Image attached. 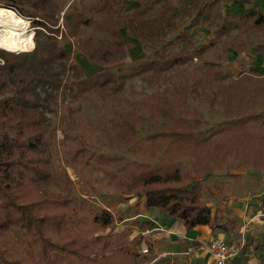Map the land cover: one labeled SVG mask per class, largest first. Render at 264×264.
I'll list each match as a JSON object with an SVG mask.
<instances>
[{"label": "trees", "instance_id": "obj_1", "mask_svg": "<svg viewBox=\"0 0 264 264\" xmlns=\"http://www.w3.org/2000/svg\"><path fill=\"white\" fill-rule=\"evenodd\" d=\"M128 1L136 7L127 13ZM32 2L0 0V9L12 10L34 30L30 52L8 54L0 49V264H139V237L129 238L130 227L112 232L123 218L109 206L94 207L73 195L68 177L51 163L48 146L54 127L46 114L55 112L48 103L58 96L71 103L86 102L94 90H102L100 102L117 104L108 121L114 146L139 157L130 161L121 156H89L96 165L110 166L114 175L125 178L120 182L121 194L142 200L144 209L154 208L188 230L202 226L225 233L228 226L232 229L235 224L230 220L220 224L204 199L219 184L204 182L223 169L259 172L254 167L260 165L264 170L260 112L264 75L242 73L219 83L203 74L211 70L203 63L208 54L224 56L227 48L263 53V14L253 8L241 18L222 15L219 0L81 4L71 10L70 35L77 37L80 28L87 27L105 38L95 49L100 60L88 57L100 69L84 77L56 41L62 32L15 9ZM203 27L211 37L201 45L192 30ZM171 30L173 37L164 40ZM253 35L261 37L253 39ZM131 40L148 55L123 66L125 52L135 44ZM75 44L79 53L94 52L90 40ZM136 78L140 80L137 91L130 85ZM126 88L128 96L120 100ZM190 99L216 106L221 122L202 128L199 120H184L179 112ZM73 115L66 109L63 131L64 138L77 147L69 155L72 161L84 156V147L71 137ZM142 115L160 124L161 131L141 136L137 127ZM147 224L134 225L144 229Z\"/></svg>", "mask_w": 264, "mask_h": 264}, {"label": "rangeland", "instance_id": "obj_2", "mask_svg": "<svg viewBox=\"0 0 264 264\" xmlns=\"http://www.w3.org/2000/svg\"><path fill=\"white\" fill-rule=\"evenodd\" d=\"M93 1L95 0H33V5L30 3H25L23 6L15 7V9L29 18L31 16H35L36 18L33 20L42 19L52 30L57 28L58 32H62L61 38L59 33H57L56 41L61 47L64 48V50L70 53V58L80 66L84 77H87L100 69L98 66L91 65L90 58L88 57L93 56L95 59L100 60L97 58L95 49H99L100 46L104 44L105 38L103 36L94 34L92 30L87 27H81L77 37L71 36V10L73 8H79L81 4L90 5ZM227 1L228 0H219V4L222 5L227 3ZM231 1L232 0H229V2ZM132 7L128 1L126 2L124 11L128 13L132 10ZM14 14L16 15L15 12ZM84 14H86L87 17L90 16L88 12H85ZM26 21L28 23L26 26L27 31L33 33L34 36L33 28L31 27L29 21ZM180 21L181 19L178 22ZM174 33V30H171L169 33H165L164 40L173 37ZM119 34L123 36V31L120 30ZM193 35L195 40H197L199 43H203L208 40L207 38H210V32L205 29L193 30ZM86 40H90V42L93 44L94 52L91 50H85L84 53L77 52L74 49V46L76 45L75 43L77 41L85 42ZM131 41L135 44L130 50L125 52V59L122 62L123 66H128L135 61H142L143 57H147L148 55L147 52H144L141 45H139L134 40ZM31 43L33 44V37ZM30 46H24L18 52H7L5 50H1L8 54L26 53L30 52L34 47L33 45V47L30 49ZM134 50H137V52L135 53ZM208 63L211 65H216L213 57ZM223 66L224 65L219 62L217 67L212 66L211 70H205V72L209 75L210 73L216 74L219 71V68L222 69ZM103 67L111 66L104 65ZM130 85L134 86L137 91L140 87L139 78L132 80ZM101 92L102 90H94L86 102L77 101L71 103L69 102V98L64 97L62 99L60 96H58L55 101H50L48 103L49 108L55 112V114H46V117L52 121L54 127V132L53 135H51L48 146L49 155L51 157V163L54 165L53 169H56L59 174L61 173L68 177L70 181V192H72L73 195L76 194L81 199L86 200L89 205L94 207H104L103 209H105V207L109 206L111 207V212L116 215V217L123 218L125 214V208L121 206L118 207V205L120 203L124 204L128 199H134V201H137V199L127 198L125 195L121 194L120 182L125 179L123 176L114 175L110 166L96 165L93 160H90L89 156H121L124 159L130 161L139 157L138 155L132 154L123 149H117L116 146H114L112 131H110L108 121L112 118L113 112L117 109V104L100 102L99 96ZM42 93L43 91H40L41 95ZM127 96L128 88L125 89L123 95L120 97V100L122 97ZM66 109L74 111L73 118L75 121V126L73 128L71 137L74 136L76 138V141H78V146L84 147V156L82 158H74L73 161L70 159L71 156L69 155L74 154V151L77 147H73V143L65 139L63 133L65 128L64 122H66ZM179 114L184 120L188 122H191V120L194 119L199 120L202 123V128H206L207 126L221 122L222 120V116L216 106L210 107L208 101L201 102L194 99H190L187 105L179 112ZM142 116V121L137 127V130L141 136H146L147 134L161 131L160 124L152 122L145 115ZM254 169L260 172L257 173L261 175L263 174L264 176V170L260 165L254 167ZM110 175H114L116 178L113 179ZM217 178L221 181L227 179L229 184L232 182V180L226 175H219ZM262 180L264 181V177ZM242 183V180H238L235 184L237 186H242ZM220 184L223 188V183ZM52 191L56 193L54 189H52ZM118 223L119 222L116 224ZM116 224L112 232H118V230H122L124 228H121ZM122 226H125V224H122ZM126 227L131 228V226ZM106 232L107 230L104 233ZM144 245L142 247L148 249V246ZM256 260H258V258H256ZM137 262L139 264H144L145 258L139 254Z\"/></svg>", "mask_w": 264, "mask_h": 264}, {"label": "crops", "instance_id": "obj_3", "mask_svg": "<svg viewBox=\"0 0 264 264\" xmlns=\"http://www.w3.org/2000/svg\"><path fill=\"white\" fill-rule=\"evenodd\" d=\"M228 2L229 0L227 3L219 4L222 15H233L241 18L256 8L264 16V0H246V2L244 0H232ZM129 4L131 7L133 6L132 9L136 7V4L132 2ZM203 29L210 32L205 27ZM258 37L261 36H252L253 39ZM207 39L209 40V38ZM134 52L136 53L137 50ZM224 54V56L220 52L208 54L203 65L212 68V66L217 67L220 62L224 66L222 69L219 68L216 74L210 73L209 75L205 70L203 74L219 83H225L242 73L250 72L264 75V52L261 54L254 53L253 49L250 48L246 52L236 53L227 48ZM212 57L216 65L208 63ZM219 57L221 58L219 59ZM260 112L264 116V106ZM219 175H232L234 178H229L232 180L229 184L227 179L219 180L217 178ZM263 177V174L261 175L253 169L237 168L236 170L214 171L205 180V185L218 183L220 187L218 189L210 188L209 195L204 198L207 206L211 209V213L216 211V217L220 224H224L225 220H230L235 224L232 225V229H230L231 226H228L229 229L225 233L211 231L202 226L188 230L181 222L173 220L154 208L144 209L142 200L134 201V199H128L124 204L118 205V207L125 208V214L122 221L116 225L121 228L126 226L132 228L133 226L129 238L136 237V235L139 237L140 243L136 247L137 251L141 250L144 244L148 246L149 253L142 255L145 258L144 264H213L206 247L212 238L222 239L236 251L234 261L237 264H264V250L262 249V245H264ZM238 180H242V186L235 184ZM220 183H223V188ZM135 223L148 224L146 228L138 229L134 225Z\"/></svg>", "mask_w": 264, "mask_h": 264}, {"label": "bare ground", "instance_id": "obj_4", "mask_svg": "<svg viewBox=\"0 0 264 264\" xmlns=\"http://www.w3.org/2000/svg\"><path fill=\"white\" fill-rule=\"evenodd\" d=\"M27 24L12 10L0 9V49L18 52L24 46H30L33 33L27 31Z\"/></svg>", "mask_w": 264, "mask_h": 264}, {"label": "built area", "instance_id": "obj_5", "mask_svg": "<svg viewBox=\"0 0 264 264\" xmlns=\"http://www.w3.org/2000/svg\"><path fill=\"white\" fill-rule=\"evenodd\" d=\"M2 63L3 62L0 60V64ZM206 247L209 258L213 264H237L236 261H234L237 254L236 251L222 239L212 238L207 243ZM139 253L141 255H147L149 250L142 247Z\"/></svg>", "mask_w": 264, "mask_h": 264}]
</instances>
